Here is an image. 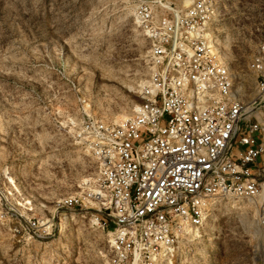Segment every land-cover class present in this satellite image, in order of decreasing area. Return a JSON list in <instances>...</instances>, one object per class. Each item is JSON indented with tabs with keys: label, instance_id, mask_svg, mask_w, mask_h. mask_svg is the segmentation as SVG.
<instances>
[{
	"label": "rangeland",
	"instance_id": "obj_1",
	"mask_svg": "<svg viewBox=\"0 0 264 264\" xmlns=\"http://www.w3.org/2000/svg\"><path fill=\"white\" fill-rule=\"evenodd\" d=\"M221 10L229 16L216 25L221 58L252 93L247 65L264 35V0H225ZM250 31L254 39L242 37ZM153 44L129 0H0V264L108 263L93 211L58 205L96 178L76 127L132 114ZM19 219L38 221L36 235L13 230ZM198 231L179 239L170 264H260L264 229L252 204L215 199Z\"/></svg>",
	"mask_w": 264,
	"mask_h": 264
},
{
	"label": "built area",
	"instance_id": "obj_2",
	"mask_svg": "<svg viewBox=\"0 0 264 264\" xmlns=\"http://www.w3.org/2000/svg\"><path fill=\"white\" fill-rule=\"evenodd\" d=\"M187 1L129 0L134 22L155 41L140 102L116 123L86 117L76 127L96 178L58 209L93 211L107 264H170L215 199L252 204L264 229V35L247 65L251 93L215 42L216 25L229 19L225 0ZM38 228L33 219L13 225L33 236ZM257 253L264 264V237Z\"/></svg>",
	"mask_w": 264,
	"mask_h": 264
},
{
	"label": "bare ground",
	"instance_id": "obj_3",
	"mask_svg": "<svg viewBox=\"0 0 264 264\" xmlns=\"http://www.w3.org/2000/svg\"><path fill=\"white\" fill-rule=\"evenodd\" d=\"M185 4H186V0H185ZM216 44L217 45H219L218 44V41H217V39H216ZM220 57H221V55H220ZM222 58L224 59V57L222 56ZM187 233H188V236L187 237H190V239L192 240V239H196V237H199V231H198V229H196V230H191V231H186ZM198 239V238H197ZM200 242V241H199Z\"/></svg>",
	"mask_w": 264,
	"mask_h": 264
}]
</instances>
